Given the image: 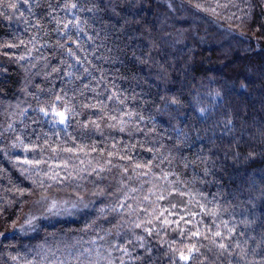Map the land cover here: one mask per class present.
Wrapping results in <instances>:
<instances>
[{
    "label": "trees",
    "instance_id": "trees-1",
    "mask_svg": "<svg viewBox=\"0 0 264 264\" xmlns=\"http://www.w3.org/2000/svg\"><path fill=\"white\" fill-rule=\"evenodd\" d=\"M178 1L0 0V264H264V0Z\"/></svg>",
    "mask_w": 264,
    "mask_h": 264
},
{
    "label": "rangeland",
    "instance_id": "rangeland-1",
    "mask_svg": "<svg viewBox=\"0 0 264 264\" xmlns=\"http://www.w3.org/2000/svg\"><path fill=\"white\" fill-rule=\"evenodd\" d=\"M161 1V0H160ZM162 2L174 8H182L186 14H197L200 13L198 9L186 8L185 4L178 0H162ZM213 16H216L213 13ZM219 28V27H218ZM224 32L226 38L233 36V32L226 28H219ZM4 73L0 70V75ZM57 123L55 126L59 128H64L66 126V119L64 124L59 123V115H55ZM66 118V117H65ZM65 179L68 180V177L65 176ZM55 179L51 180V183H54ZM68 183V182H67ZM79 204L76 201H68V199L58 198L57 196H40L31 205L29 212L24 216L22 224L15 230V233L20 235H29L33 233L38 227L43 224H51L56 222V220H65L70 219V216H73Z\"/></svg>",
    "mask_w": 264,
    "mask_h": 264
},
{
    "label": "snow or ice",
    "instance_id": "snow-or-ice-1",
    "mask_svg": "<svg viewBox=\"0 0 264 264\" xmlns=\"http://www.w3.org/2000/svg\"><path fill=\"white\" fill-rule=\"evenodd\" d=\"M74 7H75V5H73ZM14 7V6H13ZM53 10H55V6H53ZM0 14H2V13H0ZM49 15H51V13H49ZM65 27H67V25H65ZM61 47H63V44H61ZM72 53L71 52H69V55H71ZM77 63H79V61H77ZM3 69V65H0V70H2ZM85 71H87V69H85ZM41 111H43V110H41ZM45 115H47V113L45 112L44 113ZM57 115H59V117H60V119H59V123L60 124H64L65 123V114H64V112H60V113H57ZM121 131H123V129H121ZM207 171V170H206ZM137 227H139V226H137ZM216 235L217 236H220V233L219 232H217L216 233ZM143 246V245H142ZM219 247L220 248H224L225 247V245L224 244H220L219 245ZM145 251L147 252V251H149L148 249H145ZM182 259H184V260H187V259H189V257H187V256H183V257H181ZM149 259H150V257H149ZM193 259H195V257H193Z\"/></svg>",
    "mask_w": 264,
    "mask_h": 264
}]
</instances>
